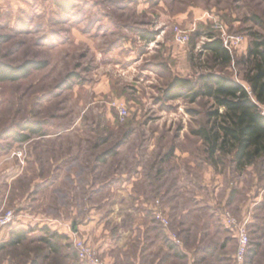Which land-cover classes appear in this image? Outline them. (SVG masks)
Returning a JSON list of instances; mask_svg holds the SVG:
<instances>
[{
    "label": "rangeland",
    "instance_id": "1",
    "mask_svg": "<svg viewBox=\"0 0 264 264\" xmlns=\"http://www.w3.org/2000/svg\"><path fill=\"white\" fill-rule=\"evenodd\" d=\"M177 28L186 41L175 40ZM255 31L264 34V0L0 3V61L42 64L23 78L0 81V214L15 215L0 230L19 226L25 234L14 245L12 236L0 240V256L17 252L18 264H66L60 255L67 253L71 264H85L76 258L72 236L84 239L78 226L92 219L114 235L137 219L152 223L162 244L178 245L179 252L185 243L168 232L183 222L188 244L206 248L207 179L222 185L210 219L214 228L229 233L237 247L224 217L245 223L250 244L242 264H264V162L238 169L232 156L211 159L194 131L209 126L213 101L167 95L175 77L194 83L215 72L242 82L241 58ZM211 36L224 46L230 36L243 37L229 49L230 63L204 49ZM245 168L254 170L253 191ZM253 192L254 199L263 193L251 211ZM156 206L168 216L167 227L153 216ZM179 206L188 208V217L175 218ZM52 231L64 235L52 239L56 252L43 239ZM136 245L131 241L132 253Z\"/></svg>",
    "mask_w": 264,
    "mask_h": 264
},
{
    "label": "trees",
    "instance_id": "2",
    "mask_svg": "<svg viewBox=\"0 0 264 264\" xmlns=\"http://www.w3.org/2000/svg\"><path fill=\"white\" fill-rule=\"evenodd\" d=\"M249 38L245 55L241 58L242 82L228 75L208 72L199 75L194 83L175 77L169 82L167 90L169 99L188 94L192 99L203 96L213 101V109L208 114L209 126L202 125L194 133L204 141L211 159L216 153L232 156L231 160L238 169L259 158L264 162V34L250 32ZM145 39L151 40L152 36L146 34ZM210 39L204 44V49L222 63H230L232 53L222 40L212 36ZM40 65L29 61L14 66L0 61V81L23 78L30 69ZM30 127L31 131L37 132L35 126ZM25 138L26 135L20 140ZM13 231V238L9 241L11 245L20 243L25 237L23 228L19 226ZM57 236L64 235L52 231L50 238L43 236V239L54 249L52 239Z\"/></svg>",
    "mask_w": 264,
    "mask_h": 264
},
{
    "label": "crops",
    "instance_id": "3",
    "mask_svg": "<svg viewBox=\"0 0 264 264\" xmlns=\"http://www.w3.org/2000/svg\"><path fill=\"white\" fill-rule=\"evenodd\" d=\"M3 1L5 0H0V3H3ZM253 171V168H245L243 177L245 180H248L250 184H252L248 187V189L250 188L252 191L255 188ZM204 183L207 185V190L204 194H202L203 215H205L204 229L206 248H193L195 245L193 246L192 243L188 244L185 240L186 237L184 236V233H186L187 230L183 222H181V224L179 223L180 226L178 225V227H176L177 229H170L168 232L170 236L175 234L176 238L178 237L182 243H185L184 245H186V247L185 249L183 248L184 250H181L182 252H179L178 250L174 251L175 246L178 245H163L161 234L157 235L155 233L153 224L145 223L140 219H137L135 222H131L129 227L126 229L121 225V227L118 228L116 235L112 234L113 230L108 232L106 228L103 229L102 227L100 228L95 226V219L80 222L78 226L79 232L83 235L85 240L92 243V245L98 249L103 261L106 264H232L235 259L234 255L236 249L234 241H230V238L232 237H230L229 233H223L219 230L217 231V229L214 228L213 223L210 221L217 204L215 200L216 195L219 188H222V185L218 181L215 182L214 185L211 183L209 184L207 179L204 180ZM261 194L256 198L258 199V202L262 199ZM254 198V192L252 193L251 198H247V206L251 211L252 206L256 205L257 202ZM252 199L254 203H251ZM211 208L213 209L211 210ZM168 209L171 211V209H175V207L167 208V212L169 213L170 211ZM187 210L188 208L186 207L178 208L177 212L175 209V218L184 219L185 217H188ZM149 224H152V226ZM14 228L15 227L9 228L8 232H5L7 231L5 229H1L0 240L4 238V241H7L11 238V236L13 237ZM43 235L47 236L49 234L46 235L43 233ZM201 239V235L194 236L193 243L195 242L198 245ZM131 241L137 243V252L132 253L130 251ZM157 245H159V247H157ZM48 249L53 252L57 251L55 246V251L50 248V246H48ZM60 256L62 257V260H65L66 264H71V262H73L72 258L67 257V253H61ZM0 264H18V253L16 252L11 254L10 257L0 256Z\"/></svg>",
    "mask_w": 264,
    "mask_h": 264
},
{
    "label": "built area",
    "instance_id": "4",
    "mask_svg": "<svg viewBox=\"0 0 264 264\" xmlns=\"http://www.w3.org/2000/svg\"><path fill=\"white\" fill-rule=\"evenodd\" d=\"M187 35L184 33H181L179 29H176L175 33V40L182 43L183 41H186ZM243 40L242 36H230L229 40H226L225 47L228 49L235 48L236 45H239L241 41ZM228 41V42H227ZM156 204L158 205L159 202L156 200ZM153 216H155V219L160 222L164 227H167L169 225V219L168 216L164 213L162 209H160L158 206L155 207ZM14 211L8 210L2 214H0V226H8L13 224L14 222ZM225 223L232 229H235L237 234V247L235 251V258H237L239 264L243 263L244 255L246 254L249 246V235L248 230L245 227V223L238 222L233 215L226 214L224 217ZM72 236V242L73 246L76 249L77 252V258L85 264H106L103 262V260L100 257V254L94 248L88 241L83 239L82 237L77 236L75 232H73ZM173 241L176 240L175 234L172 236Z\"/></svg>",
    "mask_w": 264,
    "mask_h": 264
}]
</instances>
